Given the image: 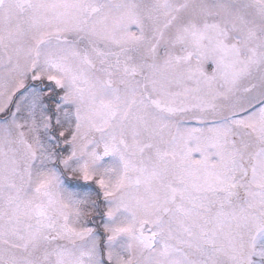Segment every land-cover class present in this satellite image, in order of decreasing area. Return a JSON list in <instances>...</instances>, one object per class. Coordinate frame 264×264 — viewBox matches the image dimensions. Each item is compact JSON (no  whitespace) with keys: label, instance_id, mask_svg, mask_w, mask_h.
I'll list each match as a JSON object with an SVG mask.
<instances>
[{"label":"snow or ice","instance_id":"1","mask_svg":"<svg viewBox=\"0 0 264 264\" xmlns=\"http://www.w3.org/2000/svg\"><path fill=\"white\" fill-rule=\"evenodd\" d=\"M0 264H264V0H0Z\"/></svg>","mask_w":264,"mask_h":264}]
</instances>
